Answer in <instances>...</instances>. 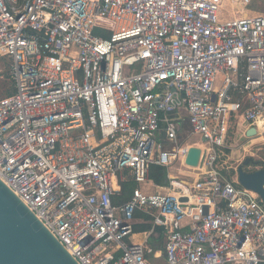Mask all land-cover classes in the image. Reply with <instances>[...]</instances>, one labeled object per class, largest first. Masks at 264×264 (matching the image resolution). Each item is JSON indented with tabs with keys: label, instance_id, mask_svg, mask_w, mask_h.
Here are the masks:
<instances>
[{
	"label": "built area",
	"instance_id": "1",
	"mask_svg": "<svg viewBox=\"0 0 264 264\" xmlns=\"http://www.w3.org/2000/svg\"><path fill=\"white\" fill-rule=\"evenodd\" d=\"M254 4L0 0L14 83L0 98V180L78 264H154L156 227L164 264H264V202L228 164L236 139L264 142ZM185 116L183 135L199 140L179 135ZM190 146L208 170L174 174ZM151 165L167 169L165 191L147 189ZM128 180L130 198L114 203ZM137 211L151 228L127 242Z\"/></svg>",
	"mask_w": 264,
	"mask_h": 264
},
{
	"label": "water",
	"instance_id": "2",
	"mask_svg": "<svg viewBox=\"0 0 264 264\" xmlns=\"http://www.w3.org/2000/svg\"><path fill=\"white\" fill-rule=\"evenodd\" d=\"M255 135V129L247 131ZM201 149L188 148L185 163L197 166ZM251 160V157H246ZM246 160L242 164H246ZM237 180L264 202V167L237 168ZM0 264H78L26 205L0 180Z\"/></svg>",
	"mask_w": 264,
	"mask_h": 264
},
{
	"label": "rangeland",
	"instance_id": "3",
	"mask_svg": "<svg viewBox=\"0 0 264 264\" xmlns=\"http://www.w3.org/2000/svg\"><path fill=\"white\" fill-rule=\"evenodd\" d=\"M262 5L259 4H254L252 5L250 8L252 10H260L261 12L264 13V0H258ZM227 9H229V7H226ZM5 73H7V75H5ZM10 59L6 56H1L0 55V98L6 96L7 94V90L10 89L11 86H14V83L12 81V79L10 78ZM219 83V78L216 81V86ZM189 128V124L184 123L183 126L179 129V135H183V133ZM182 139H184V141H186L187 143H190L192 141L195 140H199L198 136H192L190 138L186 137V135L182 137ZM235 143L239 146V148L241 149H237V155L229 161V165H233V166H237V163H239L244 157H251L255 160H260L262 162H264V143L259 142V140L257 138H250L248 140H240V139H236ZM241 146V147H240ZM244 148H243V147ZM180 160H181V156H179L178 161L173 165L174 169L173 172L174 173H178L179 172L183 173L182 171V166L180 164ZM143 236L139 235V234H132L130 235L128 238L130 241H139ZM148 253V251L146 250V254ZM156 255V256H155ZM154 255V251L153 250H149V258L150 261L152 263L157 264L159 260H161L162 258V253L161 254H155ZM161 256V258H160Z\"/></svg>",
	"mask_w": 264,
	"mask_h": 264
},
{
	"label": "trees",
	"instance_id": "4",
	"mask_svg": "<svg viewBox=\"0 0 264 264\" xmlns=\"http://www.w3.org/2000/svg\"><path fill=\"white\" fill-rule=\"evenodd\" d=\"M7 75V73H5ZM14 92V86H11L9 90H7L6 95H10ZM237 151H234L232 153V159L237 155ZM255 166L263 165L264 162L260 160H255L254 161ZM149 179H151L156 185L163 186L168 183V178H167V170L164 166H159V165H151L149 168V174H148ZM136 186L135 182L128 180V181H123L121 183V191L119 194L115 197H113V202L114 203H123L127 201ZM134 218L136 219H141L142 222L140 223H134L133 224V233H143L145 231H148L151 228V224L147 222L148 217L140 212H135ZM163 229L160 227H156L154 230V233L151 235L150 242L155 240L160 247H163ZM126 241L129 242L128 238H126ZM163 249V248H162Z\"/></svg>",
	"mask_w": 264,
	"mask_h": 264
},
{
	"label": "crops",
	"instance_id": "5",
	"mask_svg": "<svg viewBox=\"0 0 264 264\" xmlns=\"http://www.w3.org/2000/svg\"><path fill=\"white\" fill-rule=\"evenodd\" d=\"M184 123H187L188 124V120H187V117L185 116V119H184ZM183 123V124H184ZM254 138H256V137H254ZM258 140H259V142H262V143H264L261 139H259V138H257ZM165 144H168L167 142L165 143ZM236 144V143H235ZM241 147V146H240ZM243 147V146H242ZM244 148V147H243ZM238 149H240V148H238ZM242 149V148H241ZM240 149V150H241ZM234 151H237V149H235ZM150 168V167H149ZM167 170V169H166ZM149 174V173H148ZM174 174H176V173H174ZM148 178V180L150 181V183L149 184H147V189L150 191V192H162V191H165V189H163L166 185H168V183L167 184H165V185H163V186H159V185H156L151 179H149V177H147ZM151 183H153V184H155V186H151L150 184ZM134 223H140V222H142V220L141 219H136V218H134V221H133ZM134 234H139V233H134ZM139 235H141V234H139ZM143 238V237H142ZM142 238L139 240V241H141L142 240ZM150 238H151V235L148 237V239H147V251H148V253L146 254L145 253V256H146V258L150 261V258H149V250H153L154 251V255L157 253H159V254H161L162 253V251H163V247H160L159 246V244L155 241V240H153L152 242H150L149 240H150ZM128 240H129V238H128ZM139 241H130L129 240V242H139ZM163 246H164V238H163ZM156 256V255H155ZM160 258H161V256H160ZM155 264V263H154ZM157 264H164V260H163V257L161 258V260H159L158 261V263Z\"/></svg>",
	"mask_w": 264,
	"mask_h": 264
},
{
	"label": "bare ground",
	"instance_id": "6",
	"mask_svg": "<svg viewBox=\"0 0 264 264\" xmlns=\"http://www.w3.org/2000/svg\"><path fill=\"white\" fill-rule=\"evenodd\" d=\"M205 145H207V143H205ZM180 156H181L180 164L182 166V171H183V173L179 172L180 174L188 175V176H197V174H199L201 172H205L208 170V166L206 165V163L203 162L201 164V166H190L184 162L183 155H180ZM178 159H179V157H178ZM178 159L175 161V163L178 161ZM173 165L170 167L171 171H173V169H174Z\"/></svg>",
	"mask_w": 264,
	"mask_h": 264
},
{
	"label": "flooded vegetation",
	"instance_id": "7",
	"mask_svg": "<svg viewBox=\"0 0 264 264\" xmlns=\"http://www.w3.org/2000/svg\"><path fill=\"white\" fill-rule=\"evenodd\" d=\"M246 160V157H244L239 163H237V168L241 166L245 171H254L257 166H255L254 161L255 159L251 158V160H246V164H242V162Z\"/></svg>",
	"mask_w": 264,
	"mask_h": 264
}]
</instances>
